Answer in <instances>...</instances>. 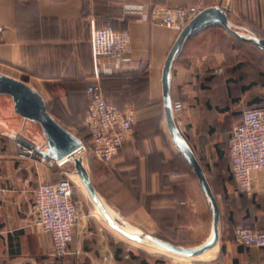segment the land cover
Here are the masks:
<instances>
[{
  "label": "crops",
  "instance_id": "1",
  "mask_svg": "<svg viewBox=\"0 0 264 264\" xmlns=\"http://www.w3.org/2000/svg\"><path fill=\"white\" fill-rule=\"evenodd\" d=\"M128 1L0 0V72L23 79L40 91L48 109L68 127L55 110H73L81 102L87 111V89L95 80L92 22L128 30L132 60L114 73L102 75L101 82L111 78L104 82L106 98L121 108L133 105L137 110H148L158 105L161 111L140 119L112 162L89 154L84 156V164L95 187L115 211L138 228L167 239L170 235L160 232L163 224L184 220L187 170L196 176L175 146L164 112L163 67L178 33L128 12ZM133 1L146 2L147 15L159 4L200 5L202 9L220 5L234 23L264 37V0ZM241 47L257 50L261 63L248 64L239 52ZM104 62L110 65L113 60L107 57ZM262 63L264 52L259 47L220 25L200 30L185 43L173 64L171 93L174 102L184 105L176 113L177 125L199 159L222 158L223 145L228 142L229 149L230 136L241 122L243 110L264 108ZM218 68L223 72L217 73ZM143 77L144 82L140 80ZM2 96L0 264H122L121 237L95 211L78 185L80 219L69 253L60 258L53 255L52 236L36 224L33 205L39 185L58 181L64 173L60 166H50L39 152L35 156L21 154L19 136L42 149L46 139L41 135L35 138L31 131L38 122L24 119L15 112L12 97ZM40 130L43 133L42 127ZM228 166L231 175L223 182V201L219 203V244L190 259H214L210 264H264V248L240 245L234 233L238 225L264 230V171L254 173V192L249 195L238 190L230 158ZM137 254L133 253L135 259Z\"/></svg>",
  "mask_w": 264,
  "mask_h": 264
},
{
  "label": "built area",
  "instance_id": "2",
  "mask_svg": "<svg viewBox=\"0 0 264 264\" xmlns=\"http://www.w3.org/2000/svg\"><path fill=\"white\" fill-rule=\"evenodd\" d=\"M146 2L129 0L125 4L128 12L138 13L150 19L145 10ZM201 6L172 7L157 6L152 12L153 21L181 31ZM2 27L0 26V41ZM91 51L96 82L87 89L88 108L84 120L86 130L83 140V158L93 155L104 162H112L125 144L128 133L139 121V112L133 105L125 108L110 102L103 91L100 79L103 74L114 73L132 60V39L127 30H116L112 26L98 27L92 22ZM111 58L109 65L105 58ZM219 71H222L219 68ZM181 101L174 102L175 112L183 110ZM21 154L35 156L38 151L22 145ZM229 152L233 175L240 192L253 194L254 173L264 171V108L248 107L243 110L242 120L229 139ZM50 166H61L53 159L42 157ZM33 211L36 224L52 236L53 255L60 258L69 253L75 227L80 219L78 202L74 198V183L70 178L39 185ZM88 217L90 214L87 215ZM237 243L264 248V230L238 225L234 230Z\"/></svg>",
  "mask_w": 264,
  "mask_h": 264
},
{
  "label": "water",
  "instance_id": "3",
  "mask_svg": "<svg viewBox=\"0 0 264 264\" xmlns=\"http://www.w3.org/2000/svg\"><path fill=\"white\" fill-rule=\"evenodd\" d=\"M211 25L222 26L232 35L256 45L264 52V37L246 27L237 25L229 18L224 8L220 5H213L201 9L186 23L178 33L167 55L163 67L162 85L164 112L168 129L175 146L192 166L212 212L210 234L203 242L192 246L177 244L166 238L148 233L133 225L115 211L95 187L91 174L84 164L82 139L65 127L49 111L47 101L40 91L23 79L0 72V96L10 95L16 113L24 119L36 121L41 125L46 139V147L42 149L41 145L35 144L24 136H19L18 140L26 146L35 148L43 157L53 159L61 165L66 162L73 163L74 168L70 169V172L78 175L95 211L122 236L141 245L183 257L201 255L214 248L220 241V204L203 165L177 125L171 93L172 68L175 60L181 54L191 35Z\"/></svg>",
  "mask_w": 264,
  "mask_h": 264
},
{
  "label": "rangeland",
  "instance_id": "4",
  "mask_svg": "<svg viewBox=\"0 0 264 264\" xmlns=\"http://www.w3.org/2000/svg\"><path fill=\"white\" fill-rule=\"evenodd\" d=\"M157 6H169V5L159 4V5L153 6L152 11H150L148 14L151 20H153L152 12L154 8ZM172 7H178V6H172ZM182 7H186V6H182ZM154 22L162 24L159 21H154ZM107 26H110V25H107ZM98 27H105V26H98ZM174 31H176L177 33L180 32L178 30H174ZM239 52L245 56L244 59H247L246 61H250L248 62V64H251V66L252 64L257 65V60H260V63L263 60L262 56L259 54L257 50H254V48L252 49V48L241 47V51ZM257 54L260 57H258ZM252 61L254 63H252ZM221 69L222 71H219V68L216 69L217 73L223 72V68ZM106 74H109V73H106ZM94 82H96V80L92 81V83ZM100 82H101V79H100ZM101 85L103 87L104 94L107 97L105 90H104L105 85L103 84V82H101ZM2 99H7V97L2 96ZM77 105L78 107L73 110H57L56 109L55 112L57 114H60L61 119H63L65 122L68 123V128L72 132H74L75 134L79 136H85L86 130L84 128V120H85V115H86V109H84L83 104L81 102L78 103ZM160 111L161 110L158 107V105L152 106L148 110L147 109L138 110L139 121L140 119H144L146 117L153 115V113H159ZM34 125H36V127L32 128L33 131H31V134L35 138H39L38 135L39 136L41 135L42 137L45 138L44 134L40 130L41 129L40 124L34 122ZM223 146H224L223 147L224 155L222 156V158L214 159L213 157H211V158H200L199 159L207 173V177L211 183L214 193L216 194L218 198L219 203L223 201V194H222L223 182L231 175L228 170V167H229L228 159L230 158L228 142L226 143V145H223ZM60 168L63 170L64 178H70L71 180H73L74 189H75L74 198L78 199L76 187L77 185L81 187L82 189L83 187H82V184L77 174L70 172V169L74 168L73 163L66 162L65 164L61 165ZM186 174H187L186 175V185H185V190L183 191L184 197H183V202H182V211H184V214H185L184 220L181 219V221L178 223L171 222L169 223V225H166L165 223L163 224L164 226L163 231H160V232L169 234L170 236L167 239L174 243L192 246V245L200 244L210 234L212 212L209 208L206 196L204 192L201 190L198 180L196 176L194 175V173L190 172V170L189 171L187 170ZM180 196H181V193H180ZM117 234L122 239V242H121L122 258H123L122 264H210L214 261V259L210 261H204L203 258H196V259L189 258L186 260H178L177 258L171 256L170 254H165L164 252L158 249L141 245L137 242H134V241H131L125 238L119 233ZM134 252L138 253L137 259H135L133 256Z\"/></svg>",
  "mask_w": 264,
  "mask_h": 264
},
{
  "label": "trees",
  "instance_id": "5",
  "mask_svg": "<svg viewBox=\"0 0 264 264\" xmlns=\"http://www.w3.org/2000/svg\"><path fill=\"white\" fill-rule=\"evenodd\" d=\"M259 36H262L261 34H259V33H257ZM111 78H103L102 79V82H103V84H105L104 82H107L108 80H110ZM146 78H142V79H140V80H142V82H144V80H145ZM49 111H50V109H49ZM51 112V111H50ZM52 113V112H51ZM53 114V113H52ZM54 115V114H53ZM57 118V117H56ZM58 119V118H57ZM59 120V119H58ZM60 121V120H59ZM61 122V121H60ZM62 123V122H61ZM63 124V123H62ZM64 125V124H63ZM65 127H67L66 125H64ZM68 128V127H67ZM69 129V128H68ZM77 135V134H76ZM79 136V135H78ZM81 139H83V140H86V138H85V136H79ZM232 174H233V172H232ZM233 177H234V175H233ZM235 179V178H234ZM75 190V189H74ZM241 245V244H240ZM243 246H245V245H243Z\"/></svg>",
  "mask_w": 264,
  "mask_h": 264
},
{
  "label": "bare ground",
  "instance_id": "6",
  "mask_svg": "<svg viewBox=\"0 0 264 264\" xmlns=\"http://www.w3.org/2000/svg\"><path fill=\"white\" fill-rule=\"evenodd\" d=\"M78 176V175H77ZM79 178V177H78ZM80 180V179H79ZM80 182H81V180H80ZM82 184V183H81ZM82 187H83V185H82ZM159 250V249H158ZM160 251H163V250H160ZM163 252H166V251H163ZM166 253H168V252H166ZM168 254H171V253H168ZM171 255H173V256H175V258H177L178 260H184V259H186V258H191V257H183V256H179V255H174V254H171ZM199 256V255H198ZM194 257H196V256H194Z\"/></svg>",
  "mask_w": 264,
  "mask_h": 264
}]
</instances>
